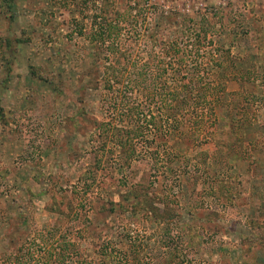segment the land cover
<instances>
[{"label": "rangeland", "instance_id": "rangeland-1", "mask_svg": "<svg viewBox=\"0 0 264 264\" xmlns=\"http://www.w3.org/2000/svg\"><path fill=\"white\" fill-rule=\"evenodd\" d=\"M187 83L215 93L199 126L167 108ZM23 243V264H264V0H0V264Z\"/></svg>", "mask_w": 264, "mask_h": 264}, {"label": "trees", "instance_id": "trees-1", "mask_svg": "<svg viewBox=\"0 0 264 264\" xmlns=\"http://www.w3.org/2000/svg\"><path fill=\"white\" fill-rule=\"evenodd\" d=\"M6 5L10 8L12 6V0H5ZM110 8V5L105 4L104 5V10L106 11ZM102 13V12H101ZM104 14V13H102ZM166 16L168 17V13H166ZM105 19V18H104ZM191 23H196L197 22L194 19H190ZM108 21H105V23H107ZM177 21L173 20L169 22V24L165 25L164 27V32H166V30L170 31L172 29V27H174V25L176 24ZM201 23H205V22H201ZM199 24V23H198ZM206 24V23H205ZM195 25V24H194ZM193 25V30L194 33L196 34V37H194L195 39L200 37L201 34L204 35V37L208 36L207 32L205 30H207V26L206 27H195ZM102 27V26H101ZM115 26H110V24H108L105 27H102L100 30V35L99 38H97V42L99 41L101 44H105L108 40V38L112 35L113 31L115 30ZM113 30V31H112ZM204 31V33L202 32ZM193 34V33H192ZM191 41H193V36L191 35V37H189ZM172 51H174L175 53L178 52V50L172 49ZM196 64H201V61H198ZM198 73L195 74V77H197ZM193 78V77H191ZM194 81V79H193ZM219 85V84H218ZM191 89L194 92H191ZM217 90H221V87H218ZM213 87H211L210 85L208 86H200L197 87V85H194L193 83H187L184 88L182 90L177 89L176 91H171L169 93V99H168V103H167V108L170 110L171 113V117L175 118L174 120H177V116H179V114L183 113V111L188 112L191 115H193L192 119H194L193 121H191L193 124H197V126L202 125L204 121V119L208 116L207 114H211L215 111L214 108V104L213 101L209 99H207V96H213ZM192 95H197L198 96V101H195L191 96ZM170 100V101H169ZM173 101L175 103H173ZM168 110V112H169ZM185 112V113H186ZM187 114V113H186ZM188 115V114H187ZM209 118V116L207 117ZM157 130H161L163 128V119L159 116L157 118ZM138 131V130H136ZM121 147V146H120ZM123 148V149H122ZM129 153L127 154V156L131 157L132 153L135 152L134 148L131 147V149H129ZM125 151L124 147H121V153H123ZM247 184V182L245 181V183H242V185ZM141 205H145V201L143 203L137 202L136 203V207L138 208ZM145 208L148 209L149 212H151L152 209H154L153 207H151L150 205L144 206ZM151 209V210H150ZM140 211V208L137 210V212ZM155 214L157 215L158 213H160V211L158 210V213L154 210ZM171 213V212H170ZM159 216V220L161 219V222L164 220L163 218H167L165 214H163L162 212L160 213ZM160 222V223H161ZM24 243L19 246L16 249L15 254L12 255V257L10 258L11 262H14L16 264H23L25 262V258L27 256H29L31 258V256H33V254H30V251H26L24 248ZM60 248H68L73 250L74 249V244L71 242H67L64 245H61ZM52 250H55L52 249ZM62 250V249H61ZM55 255V253L53 254V252H50V254L48 255V258L50 257V259ZM62 256V260H65V258L67 257V254L65 251H61V253L59 254ZM44 259L47 258V256L45 255L43 257ZM47 261V263H49V259H45Z\"/></svg>", "mask_w": 264, "mask_h": 264}]
</instances>
